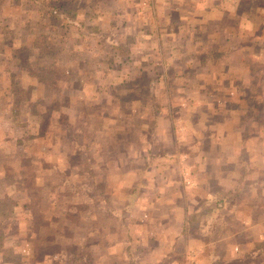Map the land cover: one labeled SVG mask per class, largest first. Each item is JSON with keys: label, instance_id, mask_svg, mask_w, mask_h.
Instances as JSON below:
<instances>
[{"label": "clouds", "instance_id": "9594fccd", "mask_svg": "<svg viewBox=\"0 0 264 264\" xmlns=\"http://www.w3.org/2000/svg\"><path fill=\"white\" fill-rule=\"evenodd\" d=\"M0 264H264V0H0Z\"/></svg>", "mask_w": 264, "mask_h": 264}]
</instances>
